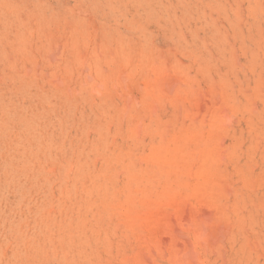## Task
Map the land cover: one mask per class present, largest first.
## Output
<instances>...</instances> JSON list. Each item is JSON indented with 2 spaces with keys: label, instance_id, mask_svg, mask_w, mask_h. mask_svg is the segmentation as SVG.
I'll return each instance as SVG.
<instances>
[{
  "label": "rangeland",
  "instance_id": "1",
  "mask_svg": "<svg viewBox=\"0 0 264 264\" xmlns=\"http://www.w3.org/2000/svg\"><path fill=\"white\" fill-rule=\"evenodd\" d=\"M0 264H264V0H0Z\"/></svg>",
  "mask_w": 264,
  "mask_h": 264
}]
</instances>
